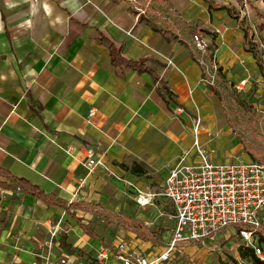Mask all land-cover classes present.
<instances>
[{
    "label": "crops",
    "instance_id": "1",
    "mask_svg": "<svg viewBox=\"0 0 264 264\" xmlns=\"http://www.w3.org/2000/svg\"><path fill=\"white\" fill-rule=\"evenodd\" d=\"M249 1L0 0V264L34 262L61 218L62 252L87 260L108 234L88 222L101 214L125 218L133 245L153 249L170 221L166 178L184 152L197 160L184 127L199 116L211 160L243 162L222 71L219 89L201 83L192 35L211 38L234 80ZM107 41L142 68L115 64ZM91 154L107 169L90 172ZM137 190L158 196L142 207ZM134 226L154 228L143 241Z\"/></svg>",
    "mask_w": 264,
    "mask_h": 264
},
{
    "label": "built area",
    "instance_id": "2",
    "mask_svg": "<svg viewBox=\"0 0 264 264\" xmlns=\"http://www.w3.org/2000/svg\"><path fill=\"white\" fill-rule=\"evenodd\" d=\"M192 44L202 70L201 83L219 89V50L202 32L192 35ZM246 83L242 81L236 89H241ZM201 129L202 121L198 119L193 146L197 160H190L192 150L184 152L165 181L161 196L167 200L171 210L169 220L173 222L171 231L174 239L162 253H146L128 240L121 239L111 246H101L94 256L85 260L62 252L59 236L64 231V222L61 218L49 230L37 259L31 264H167L187 244L205 243L222 230L232 228L237 231L235 226L239 227L237 232L246 247L253 249L255 255L264 261V251L258 243V229L264 224V164L214 163L200 145L198 136ZM98 166L107 169L101 159L96 160L91 154L87 167L93 172ZM137 194V203L142 207L151 205L158 196L140 190Z\"/></svg>",
    "mask_w": 264,
    "mask_h": 264
},
{
    "label": "rangeland",
    "instance_id": "3",
    "mask_svg": "<svg viewBox=\"0 0 264 264\" xmlns=\"http://www.w3.org/2000/svg\"><path fill=\"white\" fill-rule=\"evenodd\" d=\"M249 2L255 5L256 8L258 7L264 14V0H251ZM242 10L244 14L239 11L238 19H241L240 23L244 29H246L249 36V38L245 40L249 46L248 49H241V57L243 59L241 68L235 67L231 70L234 80L229 79V76H225L228 71L223 72V69H221V80L222 83L227 86L226 90L229 94L224 95V92H221L222 95L220 94V100L224 106L228 107L231 113L229 114L232 118L231 122L234 126V132L237 134L241 145L244 147V156L241 158V161L247 163H261L259 157H264V78L261 74V69L264 70V34L259 30L261 21H259L252 11H249L245 3L242 6ZM242 81H247L246 85L241 89H236V86H240ZM198 119L202 121V118L199 116L195 118L194 122L196 123ZM194 122L192 123L191 120V122H188L184 127V130L192 139L191 142L195 139ZM165 211H167L168 215L171 213L169 204L165 206ZM99 214H101V212ZM110 219L111 218H106L101 214L98 215L96 219L94 218L93 221H88L90 224H93L92 226L95 229L97 228L100 230L102 235L108 232L107 237H101V243L112 245L121 239L128 240L132 243L128 238V234L124 232L128 227L127 224H122L125 218L121 219L114 217L112 220ZM167 222V226H162V231L165 233L162 235V240L159 239L161 242H154L153 249H142L143 251L146 253H153L152 255H157L162 253L173 241L174 235L171 231L173 222ZM134 227L138 230V235L143 241L149 238L148 235L151 234L154 228L145 226ZM234 228H236L237 231L239 230L238 226ZM237 231H234L232 228L226 229L218 232L205 243H189L183 247L182 251L175 253L172 260L167 264H253L250 258L243 259L240 255V248H245L246 250H248V248ZM111 232H113V234ZM101 243L94 242L97 250L100 249ZM258 243L264 251V244H261L260 236L258 237ZM143 248H146V246Z\"/></svg>",
    "mask_w": 264,
    "mask_h": 264
},
{
    "label": "trees",
    "instance_id": "4",
    "mask_svg": "<svg viewBox=\"0 0 264 264\" xmlns=\"http://www.w3.org/2000/svg\"><path fill=\"white\" fill-rule=\"evenodd\" d=\"M249 7H250L251 11L255 14V16L259 19V21H261V24L259 26V30L261 33L264 34V14L258 8L254 7L252 3L249 4ZM246 37H247V39L249 38L247 32H246ZM107 45L111 50L113 61L115 64L126 65V67L132 68V69L142 68L141 62H128V61L124 60L121 57V53L119 52V50L110 41H107ZM261 74L264 78V70H262V69H261ZM260 162L264 164V160H262ZM13 182L15 185V188H13V189L15 191L24 192V193L30 194L34 197H41L43 195L42 191H40L36 187L29 186V184L27 182H24V180H13ZM70 207H68L67 210H69ZM258 233L260 236V242L263 245L264 244V224L258 229ZM239 251H240V255L243 259H249L250 258L253 264H264V261L255 255V252L253 249L248 248V250H246L245 248H240Z\"/></svg>",
    "mask_w": 264,
    "mask_h": 264
}]
</instances>
